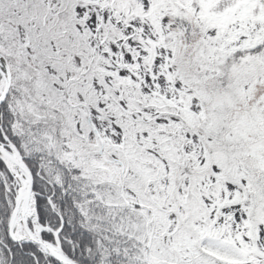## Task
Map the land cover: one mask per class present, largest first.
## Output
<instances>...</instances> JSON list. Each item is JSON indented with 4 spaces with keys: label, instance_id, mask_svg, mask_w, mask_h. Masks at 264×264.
<instances>
[{
    "label": "snow or ice",
    "instance_id": "snow-or-ice-1",
    "mask_svg": "<svg viewBox=\"0 0 264 264\" xmlns=\"http://www.w3.org/2000/svg\"><path fill=\"white\" fill-rule=\"evenodd\" d=\"M0 264H264V0H0Z\"/></svg>",
    "mask_w": 264,
    "mask_h": 264
}]
</instances>
